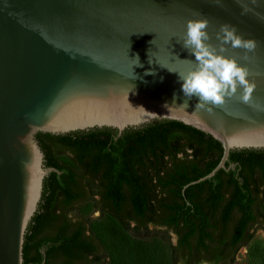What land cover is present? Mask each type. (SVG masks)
I'll list each match as a JSON object with an SVG mask.
<instances>
[{"label":"water","instance_id":"1","mask_svg":"<svg viewBox=\"0 0 264 264\" xmlns=\"http://www.w3.org/2000/svg\"><path fill=\"white\" fill-rule=\"evenodd\" d=\"M194 12L209 21L213 44L225 23L257 41L248 59L243 49L226 53L252 73L250 104L233 97L212 111L196 109L195 98L182 105L178 74L191 67L182 59L194 57L177 40ZM258 13L264 0H0V264H25L44 179L61 173L45 166L39 132L112 127L122 134L158 119L183 122L223 145L218 165L187 186L235 169L227 167L234 149L264 148V111L252 106L264 105ZM137 54L143 67L135 65Z\"/></svg>","mask_w":264,"mask_h":264},{"label":"trees","instance_id":"2","mask_svg":"<svg viewBox=\"0 0 264 264\" xmlns=\"http://www.w3.org/2000/svg\"><path fill=\"white\" fill-rule=\"evenodd\" d=\"M38 137L51 139L43 145L45 165L61 173L44 179L25 235V264H101L100 247L107 264H216L226 257L234 264L238 249L254 238L250 229L264 196V148L234 149L227 167L235 163V169L187 186L218 165L223 145L177 120L158 119L122 134L96 127ZM75 187L79 197L89 189L113 202L105 225L69 217L76 209ZM151 224L177 236L169 255L159 242L132 235Z\"/></svg>","mask_w":264,"mask_h":264},{"label":"clouds","instance_id":"3","mask_svg":"<svg viewBox=\"0 0 264 264\" xmlns=\"http://www.w3.org/2000/svg\"><path fill=\"white\" fill-rule=\"evenodd\" d=\"M247 11L248 9H245V12ZM257 16L264 20V15L258 13ZM208 24L209 21L201 13L194 12L193 18L187 21L186 31L177 40L182 43L190 56L194 57V59H182L187 60L191 67L187 73L178 74L180 91L185 97L182 105L187 106L188 101L195 98L196 109L207 107L208 111H212L211 106H221L226 99L233 97L245 104H250L256 87V83L249 79L252 73L236 57L226 53L229 47L243 49L244 59H248L247 54L255 51L257 41L252 38L245 39L238 33L235 26L225 23L220 25L215 34L217 43L213 44L210 42ZM134 59L137 61L135 65L143 67L138 54ZM152 62V58L149 57V63ZM167 106L169 105H164V107ZM252 106L258 111H264V105L253 104Z\"/></svg>","mask_w":264,"mask_h":264},{"label":"rangeland","instance_id":"4","mask_svg":"<svg viewBox=\"0 0 264 264\" xmlns=\"http://www.w3.org/2000/svg\"><path fill=\"white\" fill-rule=\"evenodd\" d=\"M261 211L264 212V196L262 204L260 206ZM70 218L77 221L79 219L87 221L92 226H102L106 224V216L100 213L95 208L93 200L89 199L78 206L73 212L70 213ZM133 227L135 226L132 224ZM164 228L156 227L155 225H149L148 230L136 231L132 229V235L138 239H144L148 241H157L164 248L167 255L170 254V243H174L176 236L173 232L166 234ZM101 264H106L103 262ZM235 264H264V229L258 228L254 233V238L250 244L243 247L236 259Z\"/></svg>","mask_w":264,"mask_h":264},{"label":"flooded vegetation","instance_id":"5","mask_svg":"<svg viewBox=\"0 0 264 264\" xmlns=\"http://www.w3.org/2000/svg\"><path fill=\"white\" fill-rule=\"evenodd\" d=\"M40 133V132H39ZM38 133V134H39ZM43 133V132H42ZM38 134H37V139H38V141H39V144H40V146H41V148H42V150H43V152H44V154L46 155V153H45V150H44V148L43 147H45V146H43V145H45L46 143H48V144H52V141H51V139H49V138H45L44 140L46 141V142H44L41 138H39L38 137ZM46 166V165H45ZM46 167H53V166H46ZM122 189H123V191H126L127 190V187H126V185L124 184L123 186H122ZM86 191H88V195H86V197L84 196V197H79L78 195H79V193H80V188H77V187H75V189L73 188V192H75L74 194L75 195H77L76 196V198L74 199V201H73V206L74 207H78V206H80L82 203H84L85 201H87V200H89V199H91V200H93L94 201V203H95V208L97 209V211H99L100 213H103L104 215H106L107 213H113V212H115V209H114V204H113V202H111L110 200H105L104 199V197L102 196V194L100 193V192H97V193H91V191L89 190V189H86ZM79 197V198H78ZM60 198H63V197H60ZM124 199H126V198H124ZM262 204V203H261ZM260 211H261V208H260ZM259 212H257V217H258V223H254L253 224V226L251 227V229H250V231L251 232H255L258 228H263L264 229V212H262L261 211V213H259ZM69 215H70V213H69ZM70 217V216H69ZM73 221H74V219H72ZM263 222V223H262ZM262 223V224H261ZM132 224H135L134 222H132ZM261 224V225H260ZM87 233H88V231H87ZM176 236V235H175ZM177 243V236H176V241L173 243V244H176ZM243 247H246V245H242L239 249H238V251H237V253L235 254V263H236V259H237V256H238V254H239V252H240V250L243 248ZM104 254H106L107 255V253L105 252V250L103 249V247H100V249L97 251V255L98 256H100L101 257V262L103 263V262H106V264L110 261V258H109V255H107L106 257H102V255H104ZM204 263H206V264H214L213 262H211V261H203V262H201V263H199V264H204ZM234 263V264H235ZM177 264H182V263H177ZM216 264H230V257H226V258H224L223 260H221V261H219L218 263H216Z\"/></svg>","mask_w":264,"mask_h":264}]
</instances>
